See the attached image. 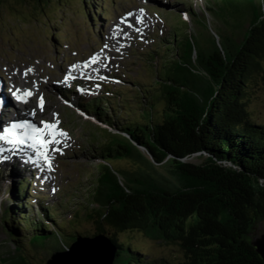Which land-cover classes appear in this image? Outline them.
<instances>
[{
	"label": "trees",
	"instance_id": "trees-1",
	"mask_svg": "<svg viewBox=\"0 0 264 264\" xmlns=\"http://www.w3.org/2000/svg\"><path fill=\"white\" fill-rule=\"evenodd\" d=\"M8 1L31 5L39 15L70 2ZM228 2L226 18L234 13L249 20L241 40L219 35L201 45L184 28L140 119L120 124L124 134L107 131L105 141L95 143L99 171L88 196L95 207L85 212L93 228L74 238L104 235L117 251L114 264H264L251 237L264 222V122L248 105L250 86L258 77L264 81V0L243 9ZM200 152L208 155L204 164L186 162ZM6 223L15 264H28L29 245L51 246L44 229L28 239ZM138 233L178 248L180 259L148 260L131 244Z\"/></svg>",
	"mask_w": 264,
	"mask_h": 264
},
{
	"label": "rangeland",
	"instance_id": "rangeland-1",
	"mask_svg": "<svg viewBox=\"0 0 264 264\" xmlns=\"http://www.w3.org/2000/svg\"><path fill=\"white\" fill-rule=\"evenodd\" d=\"M82 1L83 0H70V2L66 3L67 6L65 5L62 8L56 5L54 9H49L45 14H42L40 12V15L39 11L34 10L31 5L19 7L15 5L14 2L7 0L0 6V74L2 75L0 76V81L3 82L9 79V83L13 82L11 77L8 75L9 72L13 77L12 73L9 71L11 69L10 66L12 65H14L15 71L19 74L16 81L13 77V85L6 86L0 82V85L2 86V93L4 95H8L6 91L11 92L10 90H13V88H15L13 86L20 85L21 77L24 76L23 73L28 68L33 69V64H39V71L44 77L43 83L45 84L42 88L38 89V94L40 93V91L46 89L47 86H51L53 84L52 72L50 71L49 76H45V74L42 72V69L46 64L44 61H17H26L25 58H29L32 56L34 57L36 55L46 57V60L51 63L54 59H56L57 64L52 65L50 69L54 66L53 79L57 80L58 76L61 78L62 74L66 72V69H60L62 64H67L68 61L74 57H79L82 59L87 57L91 52H94L96 50H98L99 52L101 49H103V43L104 45L107 44L108 35L112 31H114L112 29L115 28L116 23L121 21V17L128 16V12H131L132 10L134 11V9L137 10L136 15L140 13L141 9H143L145 18V20L143 18V21H145V24L148 27L146 33L142 35L139 32H136V34H134L131 31V28L127 26V24L119 22L116 29H118V26L122 25L126 27L128 31L127 35H132L134 37H132L128 43L129 37L127 38V35H125L127 41L119 42V49L113 53L110 63L107 60L102 62L101 66L103 73H99V75L106 74L108 69L112 68L110 72L112 73V75L117 76V82L110 81V88H112V90L114 89V91H117L118 89H121L123 87H130L133 89L137 87H147V78H144L141 83L135 81L136 78L145 76V73L139 70V66L140 68L142 66L140 65V62L142 60L141 55L147 48H153V40L154 38H156V36L165 37L166 39H175V35L172 33L168 24H164L167 21L163 14L162 16L160 14H157L155 4H160L161 6L168 8L169 11L172 12L173 10L171 9L174 7H171V5L173 6L178 1L182 0H117L116 8L112 6L110 8H105V10H109L111 12L112 18H110L109 21L102 20L101 22H93V24H95L93 25V27H91V24H89L86 20H83L80 15L77 16V14L75 13V11L80 8ZM104 1L105 3L111 5V0ZM92 2L94 4L93 0ZM190 2H192L193 7H195V10H197L198 12L197 18L188 15L187 18L183 19H185V21L189 23L187 31H190V33H192V35L196 38V41H200L201 45H205L207 39L213 40L215 38L216 40H219V35L224 37L229 35L234 41L238 42L241 40L245 33V30L249 26V20H242L243 18L241 16L240 18L238 16H233L234 13L230 16L231 18H226L230 14V6V8H220V10L216 8V10H214V14L207 9L205 0L204 2L201 0H190ZM233 2H235L236 4L238 3V6L243 9L247 4H255L258 2V0H233ZM90 11L91 12H89V14L92 13V8H90ZM228 11L229 13L225 14ZM135 16L134 13H132L131 17H133L137 23V19L135 18ZM198 18L202 20H197ZM237 23L239 24V26H236ZM170 25L173 28V32L179 35L186 27V24L181 21L179 15L176 13H173L171 15ZM133 27L136 28L137 26L135 27L133 25ZM138 27L136 29H138L139 31H145L146 29L144 22L138 24ZM109 31L111 32L107 33L104 37V33ZM60 32H64L65 38H63L61 42L55 41V37H57ZM51 33H53V37L50 36ZM176 40H178L177 37ZM126 43L128 44L125 45ZM176 47H178L177 44H175V48ZM104 50L105 48L103 49V51ZM121 53L122 57L119 60ZM162 56L163 58L161 60V65L160 68H158V71L162 72V74H165L171 64V57L176 56L175 49L173 50V47L169 46L167 52L164 51L162 53ZM148 59L151 60L152 58L149 57ZM10 61L17 63H12L9 66L10 69L7 71ZM16 64L22 65L24 68L20 70L17 66H15ZM144 69L147 70V72L150 74L155 70V67H153L152 71L151 67L144 63ZM23 81L28 82L27 85L34 84L35 86H38V83L33 76H31V78L23 77ZM142 83H144V86H142ZM20 87L21 89H25L26 85H22ZM28 88H30V86H28ZM51 91L54 92L53 90ZM105 92L109 93L110 90L106 89ZM120 93L122 94V100L119 99V97L117 100L115 94L113 98H108L104 95V97L110 100L106 102L108 104L112 103V105L122 115L123 118H127L128 120L140 119L141 109L137 110L136 108H141L142 103H136L135 101L133 102V104H130L127 100L134 97L137 101L141 102V93H133L125 90H121ZM143 94L148 93L145 91ZM150 95H153L152 90ZM45 98L48 99V107L46 108V111L43 112L42 116L46 114L45 118L50 120L51 118H54L53 114H58V112L52 109L56 108L57 105L52 104L51 106L49 102H58L59 98L52 95L51 93L45 94ZM70 100H72L76 105L79 106L80 97H70ZM143 101V105H147L149 103V98H145V100ZM61 102L62 103L59 106V111L62 114L64 124H66L68 129L74 135V141L70 148H67L66 152L62 151L59 153V158L57 159V169L55 170L57 178L54 183L50 185L51 189L49 190V192L46 193V191H37V193H35L36 196L39 195L38 193H41L40 196L45 198V203L48 206L60 203L62 201L61 199L63 198L64 193L73 190V186L78 185L80 182L85 184V186L81 188H84L85 190L89 189L88 191H84L83 193L86 195L90 194V189H93V185L96 182V175L99 171V162L96 160L97 153H94L93 151L94 146L92 145V142L98 140L103 143L105 141L104 132H101L100 130L95 128L97 126L100 129H105L104 127L79 117L74 108L66 104L65 100H61ZM100 102L103 104V99L100 98ZM248 102L249 111L252 112V115H254V117L258 119L259 122L263 123L264 81H262L259 77L257 78V82H253V85L249 88ZM31 107L35 106L32 105ZM132 107L135 110H133ZM109 112H111V109ZM59 118L60 116L58 114V120ZM122 120L123 119L121 118H115L116 123H119ZM67 142L68 138L66 140V143ZM53 157L54 153L52 154L51 158ZM110 161L113 163V165H117L116 162H118L120 168L127 167V162H122L121 160L114 161L111 159ZM186 162L200 165L202 164L203 160L201 156L194 155L186 160ZM1 166L6 167L8 165L1 164ZM165 168L167 167L165 166ZM45 169L50 172V175L43 176L49 178L52 172L48 169V167H45ZM11 170L12 166L0 169V178H4V181H0V191H2L1 188L5 191V188L9 187L12 184L10 181H8V179H10L8 175ZM20 173L24 174V172ZM30 180L33 179L31 178ZM70 184L73 185L70 186ZM46 189H48L47 186ZM57 189L62 190V192L58 194V196H52L51 193ZM75 193L81 198L82 203V209L78 211L77 215H79V218L77 219L76 223H72V225L68 227L70 228L69 231L67 229L64 231L65 235H60L57 240L54 239L53 241H51L50 245L52 247L50 246L49 248H47L46 246V248H43L31 246L28 244V250L32 252L29 253L26 257L28 259L26 260L28 264H46L47 260L51 258V255L53 253L52 251L58 250L59 247L60 249L69 247V245L74 240L75 230L82 228L89 232L92 230L93 227L86 221L85 212H87L86 207H88L89 209L95 206H92L88 199H84L83 196L80 195V192L76 191ZM69 201H73L71 195H69ZM33 202L36 205V203L39 202V199H34ZM63 207L66 208L67 203H65ZM5 208V204L3 208H0V264H15L16 262L11 259V256H9V254H12L16 251L15 246L13 242L9 240L8 233L4 230L5 221L3 211ZM35 209H37V207H35ZM76 210L77 209L74 207V204H72L70 205V211L60 212V215H63L65 219H69V215L73 214ZM29 211L33 212V207H29ZM256 230L257 232H263L264 222L261 223ZM131 237H133L131 238V244L135 248L140 249L142 252L148 254V260L156 262L157 260L160 261L161 259H166L170 262H175L180 259L181 252L176 247H168L161 242L153 241L143 235H140L139 233L132 234ZM120 238H124V236H120ZM29 241L30 240H28L27 242Z\"/></svg>",
	"mask_w": 264,
	"mask_h": 264
},
{
	"label": "bare ground",
	"instance_id": "bare-ground-1",
	"mask_svg": "<svg viewBox=\"0 0 264 264\" xmlns=\"http://www.w3.org/2000/svg\"><path fill=\"white\" fill-rule=\"evenodd\" d=\"M134 16L136 15L137 11H133ZM139 16V14H137ZM126 22H129L131 24H133L135 27H138V24L141 23H136V21L134 20L133 17L129 18L127 17ZM136 27V28H137ZM139 28V27H138ZM128 31L126 29V27L124 26H118V30L115 32V36H117L118 38H113L114 37V31H112L109 35H108V48L105 49L102 53L99 54L98 56V60L99 62L96 64L91 65L88 68H84V67H78L77 69H75L74 71L67 70V73H72V75H75L77 77H82V76H89L92 78V82L89 84L90 86H93V83L96 81L97 76L99 75V73H103L102 71V62H104L105 60H107L109 63L111 62V58L113 56V53L119 49V42L122 41H127V38L125 37V35H127ZM104 57H107V59H104ZM15 66H17L20 70L22 68H24L22 65L16 64ZM33 72L28 73L27 78H31V76H33L36 80V82L38 83V86H35L34 84H30L27 85L28 82L23 81V77H21V82L20 85L14 86L15 88H13V90H11V92L6 91L8 95H4L2 93V86L0 85V101H2V103H0V121H2L4 123L5 118L8 116H11V110H9V107L11 105H15L16 107V111H15V117L16 118H24L26 119H34L36 117H40L42 116L43 112L46 111V108L48 107V103H46V107L44 111H41V109H39L34 101V98L36 97V95H38V89L42 88L44 86L45 83H43V75L42 73L39 71V64H33ZM10 72L12 73L15 81L17 79V77L19 76L18 72L15 71L14 69V65L10 66ZM64 74V73H63ZM62 74V76H63ZM25 86V89H31L34 93V96L32 98H30L29 102L27 104L24 103H20L17 102L13 96H12V92L15 91L16 88H20V86ZM28 86H30V88H28ZM32 105H34L35 107H31ZM33 110H35V116H32V112ZM13 116V115H12ZM46 121L50 122V123H55L56 119L51 118L50 120L46 119ZM42 127V125H41ZM62 127V124L59 123V128ZM63 142H61L58 145H55V147H61L62 144L65 142L66 140H64L63 138H61ZM54 153V151L50 152V157L52 156V154ZM23 155V156H22ZM22 159H25L22 160ZM24 161V162H23ZM21 163L26 164L27 166H37L41 172L42 175H50V172L47 171L45 169V167H47V165L44 163L43 160L39 159L37 157V154L34 152V149L32 147H30L28 149L27 152H25L24 154H16L12 156L11 159V155L10 154H6V153H2L0 154V165H9L12 164L14 166H18Z\"/></svg>",
	"mask_w": 264,
	"mask_h": 264
},
{
	"label": "snow or ice",
	"instance_id": "snow-or-ice-1",
	"mask_svg": "<svg viewBox=\"0 0 264 264\" xmlns=\"http://www.w3.org/2000/svg\"><path fill=\"white\" fill-rule=\"evenodd\" d=\"M131 16L132 14L129 13L128 17ZM143 16H144V11L143 9H141L139 16L137 18V23L144 22ZM126 19L127 17L122 18L121 23H125ZM127 26L129 28L133 27L132 24H128ZM117 30L118 29H114L113 38H118L117 36H115V32ZM104 48L107 49L108 45L105 44ZM98 56L99 54L94 55L88 62L85 63L84 67L88 68L91 65L98 63L99 62ZM104 59H107V57H104ZM74 70H75V66H73V68L70 69V72ZM33 71L34 69L28 68L25 70L23 75L27 77L28 73ZM69 78H70L69 76H66L63 82L67 83ZM71 78L75 79V77H71ZM12 96L17 102L27 104L30 98L34 96V93L31 89L16 88L15 91L12 92ZM0 103H2V101H0ZM44 104H45V100L44 97L41 95L38 100V107L41 109V111L44 110ZM32 116L33 117L35 116V110H33ZM53 117L54 119H56L55 123H50L48 121H41L40 124L42 125V127L27 121L13 122L10 125H5L2 121H0V129H2V132H0V141H3L4 143L10 145L12 149H16L19 146L23 145L25 143V139L31 141V147L36 151L37 157L43 160L44 163L47 165L48 169L51 171L53 169H52L50 152L51 151L59 152L60 149L58 147H55V145H58L62 142L61 138H63L64 140L67 139V133L59 129L58 114L54 113ZM3 152L4 149L0 148V154H2Z\"/></svg>",
	"mask_w": 264,
	"mask_h": 264
},
{
	"label": "water",
	"instance_id": "water-1",
	"mask_svg": "<svg viewBox=\"0 0 264 264\" xmlns=\"http://www.w3.org/2000/svg\"><path fill=\"white\" fill-rule=\"evenodd\" d=\"M196 155L202 157V164L208 160V155L204 152ZM213 163L224 171L229 169L236 170L232 165L222 161H214ZM251 237L252 245L264 262V231L257 232L255 230ZM76 239L69 250L54 253L47 261V264H114L117 251L111 241L104 235L94 238Z\"/></svg>",
	"mask_w": 264,
	"mask_h": 264
}]
</instances>
